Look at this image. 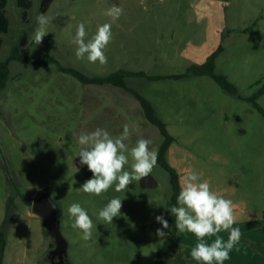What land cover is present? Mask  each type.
<instances>
[{"label":"rangeland","instance_id":"obj_1","mask_svg":"<svg viewBox=\"0 0 264 264\" xmlns=\"http://www.w3.org/2000/svg\"><path fill=\"white\" fill-rule=\"evenodd\" d=\"M42 0H33L29 17L17 0H8L10 31L3 34L0 62L9 61V81L0 92V233L5 235L3 264H50L54 246L42 218L33 211L39 194H48L60 208V233L67 242L69 264H155L174 224L168 207L173 196L171 174L158 162L151 173L155 187L134 181L126 192L115 185L101 196L79 188L92 177L79 162L82 133L96 128L113 137L130 126L129 148L140 138L151 140L157 157L165 143L160 128L147 118L139 100L113 84H84L58 67L10 59L27 53L30 59H55L88 77H106L119 69L144 72L126 77V85L147 99L165 125L172 142L166 162L179 181L186 170L202 173L211 189L236 205L241 241L224 264H264V0H55L45 15L49 33L39 45L33 40ZM124 9L115 22L105 15L111 6ZM160 25L147 42L144 23ZM88 38L99 25L112 23L113 40L105 65L78 60L72 43L77 26ZM137 43L135 58L114 59L120 44ZM220 46L215 71L233 83L238 94L225 92L207 76L183 79L152 77L185 74ZM149 55V58L147 56ZM113 59V60H111ZM132 163L129 155L130 170ZM77 169H79L77 171ZM122 199L121 215L112 224L99 211L112 198ZM79 203L93 221V235L84 241L71 227L68 213ZM169 222L160 238L162 225ZM96 226V227H95ZM227 240L228 232L219 234ZM191 233H179L164 264H202L192 259L197 243ZM215 264V262H214Z\"/></svg>","mask_w":264,"mask_h":264},{"label":"clouds","instance_id":"obj_2","mask_svg":"<svg viewBox=\"0 0 264 264\" xmlns=\"http://www.w3.org/2000/svg\"><path fill=\"white\" fill-rule=\"evenodd\" d=\"M123 14L124 9L116 5L105 12L112 22ZM36 22L38 26L34 30L33 40L35 45H39L49 33L47 26L51 17L41 13L36 17ZM112 40V23L99 25L88 38L85 24L81 22L72 39L76 45L75 56L78 60L86 59L92 64L105 65L108 62L105 51ZM130 135V126L126 123L122 133L115 137L101 128L79 136L78 143L82 146L77 155L79 162L92 173V177L82 184L80 190L89 195L101 196L115 185L116 192H126L134 181L139 182L151 175L157 163V153L149 147L151 140L140 138L129 148L126 141ZM129 155L132 163L130 170H126ZM202 175L191 169L185 171L180 178L177 205L168 207V210L175 218V229L179 233H191L197 238L198 242L191 249L193 260L202 264H224L242 237L240 228L233 227L238 222L236 205L231 199L213 191L208 180H201ZM122 206V199L112 198L99 211V219L112 224L113 218L122 214ZM68 213L73 220L71 227L81 231L84 241L90 240L94 224L87 211L79 203H72ZM155 220L162 225V228L156 230V235L164 238V229L170 227L169 222L163 215H157ZM225 231L228 232L227 240L219 235Z\"/></svg>","mask_w":264,"mask_h":264},{"label":"trees","instance_id":"obj_3","mask_svg":"<svg viewBox=\"0 0 264 264\" xmlns=\"http://www.w3.org/2000/svg\"><path fill=\"white\" fill-rule=\"evenodd\" d=\"M55 0H42L40 13L46 14L50 9L51 5ZM8 0H0V49L3 45V34H8L10 31V21L6 14V7H7ZM18 7L23 11V18L26 20L29 17V10L32 8L33 0H17ZM223 52V47L220 46L216 51H214L204 62L200 65H192L188 68L185 74L175 75V76H160V77H152L153 79H163V78H174V79H183L190 76H207L213 79L219 86L227 93L230 94H238L237 87L231 83L228 78L224 75L217 74L215 71L216 68V60L218 56ZM10 59L19 60L22 62H27L31 64H39V65H48L50 63L55 64L61 72L70 74L83 82L84 84H113L119 87L126 89L127 91L131 92L141 103L144 112L147 118L152 122L154 125L158 126L162 131L164 137L166 138L165 143L161 146L159 153H158V162L171 174V183L173 188V196L170 202L171 206L177 205V196L180 191V181L179 176L175 169H173L167 162H166V153L168 148L172 142V138L169 136L168 131L163 124V122L156 116L155 110L150 104V102L142 97L140 94L132 90L126 85L125 78L126 77H133V76H146L144 72H132V71H125V70H118L106 77H88L82 72L73 69V68H66L59 64V62L55 59L46 58L41 61H34L30 59L27 53L21 54L15 51L12 53ZM9 61L0 62V92H2L9 81ZM264 89L259 92V94H263ZM258 96L254 98H250L249 101L253 103V105L259 109L263 114L264 110L260 107L257 102ZM174 224L173 230L167 235L166 240L164 242V246L161 251L158 252L156 257L155 264H164V260L168 257L172 252V245L177 238L178 231L175 229V218L172 219ZM46 234H48L45 231ZM6 240L5 235L3 232L0 233V264H3V255L5 252Z\"/></svg>","mask_w":264,"mask_h":264},{"label":"flooded vegetation","instance_id":"obj_4","mask_svg":"<svg viewBox=\"0 0 264 264\" xmlns=\"http://www.w3.org/2000/svg\"><path fill=\"white\" fill-rule=\"evenodd\" d=\"M45 195L47 196V199H43V197ZM38 200H39V204L41 206L44 205L43 201H46V200H50L52 202V204L55 205V207L52 206V208L55 209V210H52V212H48L46 207L43 206V208L46 209L45 212L47 213L45 220H47V223L49 224V226L47 227V230H45V229L44 230L48 233V235L52 236V238L54 240V243H53L54 246L51 247L52 251H51V254L47 257V259L50 262V264H69V261L67 260V242H66V240L62 239L63 242L61 240L57 241V240H55V237L53 236L54 230L57 227L56 224H57V222H59L60 215H61L59 205L57 203H55L48 194H39L35 198V200L33 201V206H34V203ZM42 221L44 224L43 218H42Z\"/></svg>","mask_w":264,"mask_h":264},{"label":"crops","instance_id":"obj_5","mask_svg":"<svg viewBox=\"0 0 264 264\" xmlns=\"http://www.w3.org/2000/svg\"><path fill=\"white\" fill-rule=\"evenodd\" d=\"M49 10H48V12H49ZM140 23H144L145 24L144 25L145 31H143V33L146 34V36H147V39H146L147 42H151V40H153V38L156 37L155 35H157V37H158V34L160 33V31L159 30L157 31L155 26H157L158 28H160L161 27L160 25H156V23L151 22V21L140 22ZM138 48H139V46H138L137 43L136 44L133 43L132 45H129V43H123V46H122V44H120L119 50L117 51L116 55L113 56V57H115L114 59L123 60V61H125V63H127L130 60H132V59L135 58V55L134 54L137 53ZM148 58H149V55L147 56L146 59H148ZM111 60H113V59H111ZM119 70H125V69H119ZM125 71H130V70H125Z\"/></svg>","mask_w":264,"mask_h":264},{"label":"water","instance_id":"obj_6","mask_svg":"<svg viewBox=\"0 0 264 264\" xmlns=\"http://www.w3.org/2000/svg\"><path fill=\"white\" fill-rule=\"evenodd\" d=\"M156 185H157L156 181L151 176H148V177H146V178H144L142 180V186L144 188H146V187H155ZM44 197H43V199H47L46 195ZM43 204L44 205L41 206L39 204V200L36 201L34 203V206H33V211L35 213H37L40 217L43 218V220H44V228H45V230H47V227L49 226V224L47 223V220H45L46 216H47V213L45 211L47 209L48 212H52V210H55V209L52 208L53 204H52V202L50 200L43 201ZM43 206H45L46 209H44ZM56 226L57 227L54 230L53 236L55 237V240H57V241L61 240L63 242L64 238L62 237V235L60 233L59 222H57Z\"/></svg>","mask_w":264,"mask_h":264}]
</instances>
